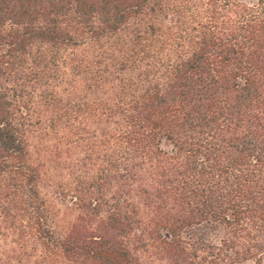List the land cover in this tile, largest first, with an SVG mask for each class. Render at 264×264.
<instances>
[{
  "label": "trees",
  "instance_id": "trees-1",
  "mask_svg": "<svg viewBox=\"0 0 264 264\" xmlns=\"http://www.w3.org/2000/svg\"><path fill=\"white\" fill-rule=\"evenodd\" d=\"M263 236L264 0H0V264H264Z\"/></svg>",
  "mask_w": 264,
  "mask_h": 264
},
{
  "label": "rangeland",
  "instance_id": "rangeland-1",
  "mask_svg": "<svg viewBox=\"0 0 264 264\" xmlns=\"http://www.w3.org/2000/svg\"><path fill=\"white\" fill-rule=\"evenodd\" d=\"M246 3H253L257 0H241ZM51 140L45 139L43 135L35 134L30 138V150L33 156L41 159L44 162L42 168V178L40 182V191L44 197L49 201L51 206V216L54 218L58 225L66 224L74 217L71 210L69 197L63 199L61 197L62 191L66 189H73L74 183H68L69 179L66 175V171L54 169L46 162L45 155H47V147L52 146ZM72 191V190H71ZM264 239V236H263Z\"/></svg>",
  "mask_w": 264,
  "mask_h": 264
}]
</instances>
